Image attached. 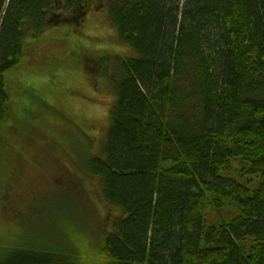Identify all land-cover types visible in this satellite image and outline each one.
Wrapping results in <instances>:
<instances>
[{"label": "trees", "instance_id": "1", "mask_svg": "<svg viewBox=\"0 0 264 264\" xmlns=\"http://www.w3.org/2000/svg\"><path fill=\"white\" fill-rule=\"evenodd\" d=\"M93 4L132 49L97 54L116 98L102 152L86 161L119 213L89 259L13 245L0 246V264H264V0H0V114L12 117L6 73L28 38L83 25ZM79 60L90 70L97 58L87 50ZM22 106L8 129L41 134L38 112ZM62 116L61 134L89 148V132ZM75 165L67 172L86 188ZM228 203L235 212L224 217ZM210 210L219 224H208Z\"/></svg>", "mask_w": 264, "mask_h": 264}, {"label": "rangeland", "instance_id": "2", "mask_svg": "<svg viewBox=\"0 0 264 264\" xmlns=\"http://www.w3.org/2000/svg\"><path fill=\"white\" fill-rule=\"evenodd\" d=\"M44 37L42 41L29 37L25 55L6 73L13 114L11 118L7 116L10 110L0 114V246L47 244L89 259L88 249L98 242L105 223L119 213L101 197L99 178L87 174L89 153L102 152L116 98L112 83L111 87L103 84L109 83L111 70L105 75V64L97 54L102 52L107 60L113 55H130L132 49L119 38L107 7L95 4L83 25L48 28ZM87 50L97 58L90 70L79 60ZM27 86L29 97L22 91ZM32 96L45 100L51 109L45 105L37 109L39 104ZM22 104L38 112L33 120L42 133L29 139L16 127L19 133L8 129L15 117H23ZM63 113L89 132V148L79 137L70 138V131L61 134L66 125ZM64 135L74 146L65 144ZM75 164L86 171H82L86 188L67 172ZM234 212L228 203L221 214L226 217ZM219 213L210 210L208 224H219Z\"/></svg>", "mask_w": 264, "mask_h": 264}]
</instances>
